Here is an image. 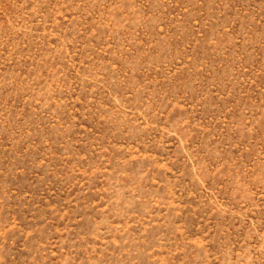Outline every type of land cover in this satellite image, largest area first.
I'll list each match as a JSON object with an SVG mask.
<instances>
[{"label": "rangeland", "instance_id": "obj_1", "mask_svg": "<svg viewBox=\"0 0 264 264\" xmlns=\"http://www.w3.org/2000/svg\"><path fill=\"white\" fill-rule=\"evenodd\" d=\"M0 264H264V0H0Z\"/></svg>", "mask_w": 264, "mask_h": 264}]
</instances>
